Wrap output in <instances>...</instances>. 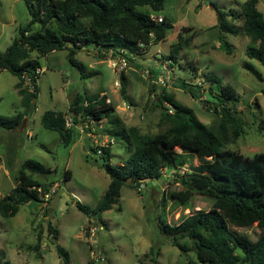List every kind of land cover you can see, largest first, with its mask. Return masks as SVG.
<instances>
[{"label": "rangeland", "instance_id": "1", "mask_svg": "<svg viewBox=\"0 0 264 264\" xmlns=\"http://www.w3.org/2000/svg\"><path fill=\"white\" fill-rule=\"evenodd\" d=\"M243 1L165 0L159 12H153L149 6H137V10L152 16L164 15L171 28L163 41L150 42L146 52L130 59L123 69L111 65V60H116L118 55L107 52L100 57L91 47L75 55L87 66L86 73L93 71L89 76H81L69 63L67 49L33 53L38 56L43 71L37 77L38 94L35 108L28 114L29 122L22 120V128L12 131L0 129V197L15 186L21 164L28 158L54 170L55 174L46 179L56 182L58 187L46 204L31 200L19 205L12 217L0 214V261L61 264L56 251L59 245L67 251L69 264H195L191 241L181 239L187 249H179L162 232L161 223L176 224L183 216L212 206L210 198L189 189L180 180H173L172 175L183 171L196 173L205 159L190 154L186 165L166 167L164 177L147 180L141 191L123 185L115 204L101 213L103 228L96 231L95 241H92L85 230L89 224L101 223L80 211L76 203L94 207L107 189L110 177L98 163L100 158L90 148L93 141L86 133L91 131L96 137L105 138L106 129L116 127L110 124L115 118H119L125 127H138L143 134L161 132L168 126L157 104L164 91L190 107L206 126L215 127L220 120L219 109L216 112L213 108L208 110L201 100L211 102L213 107L216 102L213 95L201 88L198 91L201 99H194L177 81L182 79L203 86L206 77L213 74L221 84H230L240 97V101L231 107L241 122V132L236 140H230L223 148L237 151L245 158L264 152V129L259 126L264 118V65L246 55V48L252 42L243 32ZM257 8L264 16V0H257ZM229 10L237 16L228 18L237 27V34L222 32L217 27L218 11ZM29 18L24 0H0V52H5L13 43L18 26L24 25ZM182 28L189 29L185 34L192 37L187 46L179 49L175 60L169 59L170 49L177 43ZM35 30H39V24L32 26V31ZM224 42L230 52L225 50ZM245 61L254 66L261 78L242 66ZM120 71L126 76L123 94ZM158 76L164 78V85L154 83ZM16 81L10 72H0V116L25 110L15 88ZM212 87L215 94L218 84L213 83ZM102 92L115 106V113L99 121L78 122L83 133L76 134L72 144L65 146L58 132L43 127L41 115L44 111L67 112L76 94L91 96L102 95ZM110 149V164L117 166L125 161L127 153L123 142L115 140ZM176 150L180 151L178 147ZM65 170L71 173L67 180L64 179ZM49 226L57 230V239L48 232ZM230 228L239 237L251 241L264 232V228L255 224ZM38 234L41 238L39 248L35 250L33 246ZM151 248L153 253L149 252Z\"/></svg>", "mask_w": 264, "mask_h": 264}, {"label": "trees", "instance_id": "2", "mask_svg": "<svg viewBox=\"0 0 264 264\" xmlns=\"http://www.w3.org/2000/svg\"><path fill=\"white\" fill-rule=\"evenodd\" d=\"M29 13V20L17 28V36L5 52H0V71L6 70L18 81L15 88L21 96L25 110L11 116H0V129H17L25 115L34 108L38 94L35 72L40 67L37 54H46L55 50L67 49V59L81 76H89L87 66L75 55L82 47H91L104 57L107 52L116 56L118 49L140 56L146 52L150 42H160L166 38L170 22L164 17L158 22L150 13L139 11L137 6H149L153 12L163 9L165 0H24ZM244 15L243 32L252 44L246 48V55L264 65V16L257 8V0H245L241 4ZM217 27L222 32L237 34V27L228 21L237 16L231 10L218 11ZM39 24V30L32 31V26ZM186 28L177 35V43L170 49L169 59H176L181 47L187 46L192 35L187 36ZM145 47H140L139 43ZM223 43V42H222ZM225 50L230 52L224 42ZM133 60V59H131ZM242 66L261 78L254 66L245 61ZM196 70V67H192ZM95 72V70H94ZM86 73V74H85ZM25 78H29L27 82ZM121 93L125 92L126 76L119 74ZM179 85L194 99H201L198 91L204 88L216 99L214 106L203 100L205 107L215 112L219 109L220 120L215 127H208L201 122L194 111L178 102L173 95L165 91L159 95L163 121L168 126L157 134H143L136 126L125 127L119 118L110 120L113 129H106V135L123 142L127 153L121 165L110 164V147L103 149L98 158L109 175L108 187L94 207L77 202V208L91 215L103 225L101 213L110 209L117 201L120 189L129 178L137 187L140 181L160 179L168 166H184L187 156L197 154L205 162L196 173H173V180H180L189 189L207 196L212 200L208 210H198L187 214L176 224L161 223L162 232L171 243L181 250L186 245L183 238L191 241L195 252V264H264V232L254 241L239 237L230 226L244 227L255 224L264 228V152L254 153L245 158L237 151L224 149L231 140H236L241 132V122L234 116L233 105L240 97L230 84H221L216 75L206 77V83L196 85L177 79ZM213 83L218 84L214 94ZM205 86H208L205 89ZM167 102L170 106H166ZM171 110V112L169 111ZM115 113V106L107 102L105 94H76L70 101L68 111L46 110L41 115L44 128L58 132L62 144L68 146L75 139V127L78 122L102 120L104 116ZM71 119V123L67 118ZM118 125V128H117ZM264 129V118L259 124ZM176 147L180 151L176 150ZM96 152L94 147H90ZM208 158V159H207ZM97 162V160L95 159ZM41 162L25 159L16 177V184L4 196L0 197V214L12 217L19 205L31 200L47 203L39 197L33 186L47 191L54 182L39 178L41 172L50 171ZM71 177L69 170L64 171V179ZM48 232L57 239V230L51 226ZM40 234L33 248L38 250ZM56 251L61 264H69L67 251L57 245ZM153 253V248L150 249ZM2 258V257H1ZM0 264H13L8 260ZM92 264V262H90Z\"/></svg>", "mask_w": 264, "mask_h": 264}, {"label": "built area", "instance_id": "3", "mask_svg": "<svg viewBox=\"0 0 264 264\" xmlns=\"http://www.w3.org/2000/svg\"><path fill=\"white\" fill-rule=\"evenodd\" d=\"M151 17L160 22L163 20V16L161 15H156V16H152ZM139 46L140 47H145V44L144 43H139ZM126 52L122 49H118V53L117 55L119 56L116 60H111V65L116 68V66H118L120 69H123L125 67L128 66L129 64V59L125 56ZM129 57L131 59H133L135 56L133 54H130ZM43 70L41 69V67H37L35 72L37 74H41ZM121 72V71H120ZM146 74V73H145ZM26 81L28 82L29 81V78H25ZM154 83L157 84V85H164L165 81H164V78H162L161 76H158L155 80H154ZM115 84L118 86L119 83L118 81L115 82ZM110 100L107 99V102H109ZM165 105L166 106H170L167 102H165ZM127 109H129V106L127 105L126 106ZM171 112V110H169ZM68 122L70 123V118L68 117L67 118ZM81 131H83V129L81 128ZM86 135L92 139L93 141V147L96 149V152L95 154L99 157L100 154H102L103 152V149L106 148V147H111V145H113L115 143V139L114 137H111V136H105V138H98L96 137L95 133H92L91 131H88L86 133ZM145 185V182L144 181H140L138 186L136 187L137 191H141L142 188L144 187ZM58 187V184L56 182H54L53 184H51L49 186V189L47 191H44L42 190L41 187H35L33 186L32 189H36L39 193V197L43 200H49L51 195L54 194L56 192V189ZM103 228V225L100 224V225H93V224H89L88 227H87V230H85V232L87 233V236L88 238H93L92 241H95L94 239V236H95V233L98 229H102ZM92 255H94V252L92 251L91 252ZM94 260H97L98 258L97 257H93Z\"/></svg>", "mask_w": 264, "mask_h": 264}, {"label": "water", "instance_id": "4", "mask_svg": "<svg viewBox=\"0 0 264 264\" xmlns=\"http://www.w3.org/2000/svg\"><path fill=\"white\" fill-rule=\"evenodd\" d=\"M24 120V119H23ZM24 125V124H23ZM23 125H21L20 126V128H22V126ZM103 162V159H98V163H102ZM52 174H55V171L54 170H50V171H46V172H41V173H39L38 174V176H39V178H41V179H46L48 176H50V175H52ZM160 180V179H159ZM125 184H127V185H133L134 184V181H133V179H131V178H129V179H127L126 181H125ZM63 194H65V193H63Z\"/></svg>", "mask_w": 264, "mask_h": 264}, {"label": "crops", "instance_id": "5", "mask_svg": "<svg viewBox=\"0 0 264 264\" xmlns=\"http://www.w3.org/2000/svg\"><path fill=\"white\" fill-rule=\"evenodd\" d=\"M161 16L164 17V15H161ZM84 49H85V48L82 47L81 50H79V51H82V50H84ZM79 51H78V52H79ZM2 71H4V70H2ZM0 72H1V71H0ZM17 81H18V79H17ZM17 81H16V83H17ZM16 83H15V84H16ZM101 94H103V92H102ZM23 119H24V121L27 120V121L29 122L28 115H25V116L23 117ZM77 124H78V123H77ZM77 124H75L74 127H75V130H77V131H76V134L79 133V135H80L82 131H81V128H79V126H77ZM19 127H20V126H19ZM82 133H83V132H82ZM122 163H123V162H122ZM122 163L120 162L119 165H121ZM43 165H44V164H43ZM184 165H186V164H184ZM44 166H45V165H44ZM45 167H47V166H45ZM49 168H50V167H49ZM165 175H166V174H163V177H164ZM43 204H46V203H43Z\"/></svg>", "mask_w": 264, "mask_h": 264}]
</instances>
